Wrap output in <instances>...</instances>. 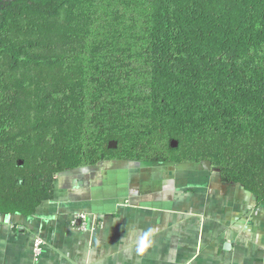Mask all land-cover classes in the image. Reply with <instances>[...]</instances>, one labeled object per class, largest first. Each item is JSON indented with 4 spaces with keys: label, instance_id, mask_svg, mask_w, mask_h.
Segmentation results:
<instances>
[{
    "label": "trees",
    "instance_id": "trees-1",
    "mask_svg": "<svg viewBox=\"0 0 264 264\" xmlns=\"http://www.w3.org/2000/svg\"><path fill=\"white\" fill-rule=\"evenodd\" d=\"M108 160L208 161L264 205V0H0V217Z\"/></svg>",
    "mask_w": 264,
    "mask_h": 264
},
{
    "label": "crops",
    "instance_id": "crops-1",
    "mask_svg": "<svg viewBox=\"0 0 264 264\" xmlns=\"http://www.w3.org/2000/svg\"><path fill=\"white\" fill-rule=\"evenodd\" d=\"M213 169L108 160L66 171L36 216L0 220V264H264V205ZM78 213L101 226L77 231Z\"/></svg>",
    "mask_w": 264,
    "mask_h": 264
},
{
    "label": "built area",
    "instance_id": "built-area-1",
    "mask_svg": "<svg viewBox=\"0 0 264 264\" xmlns=\"http://www.w3.org/2000/svg\"><path fill=\"white\" fill-rule=\"evenodd\" d=\"M3 219L6 223H9L11 221L10 216H5V217L0 218V220H3ZM100 226L101 224H99V222H96L95 220L89 218L85 214L78 213L73 217L72 227L76 229L77 231H80V232L92 231ZM42 245H43L42 239L36 238L34 240L33 250L36 254L40 253Z\"/></svg>",
    "mask_w": 264,
    "mask_h": 264
},
{
    "label": "water",
    "instance_id": "water-1",
    "mask_svg": "<svg viewBox=\"0 0 264 264\" xmlns=\"http://www.w3.org/2000/svg\"><path fill=\"white\" fill-rule=\"evenodd\" d=\"M173 144H175V143H173ZM114 145H115L114 142H111V143H110V146H111V147H113ZM201 164H202L206 169H209V167H210V165H211L208 161H203V162H201ZM213 170L216 171V172H220L219 169H216V168H214Z\"/></svg>",
    "mask_w": 264,
    "mask_h": 264
},
{
    "label": "rangeland",
    "instance_id": "rangeland-1",
    "mask_svg": "<svg viewBox=\"0 0 264 264\" xmlns=\"http://www.w3.org/2000/svg\"><path fill=\"white\" fill-rule=\"evenodd\" d=\"M181 165H184V164H181ZM186 165V164H185Z\"/></svg>",
    "mask_w": 264,
    "mask_h": 264
}]
</instances>
